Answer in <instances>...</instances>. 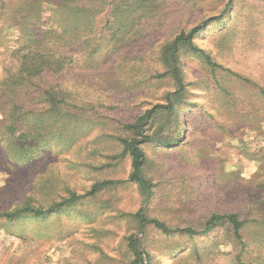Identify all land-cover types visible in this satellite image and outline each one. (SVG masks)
Here are the masks:
<instances>
[{
    "label": "rangeland",
    "instance_id": "rangeland-1",
    "mask_svg": "<svg viewBox=\"0 0 264 264\" xmlns=\"http://www.w3.org/2000/svg\"><path fill=\"white\" fill-rule=\"evenodd\" d=\"M24 1L32 0H0V83L17 70L16 50L23 42L18 27L11 25L14 12ZM56 1L40 0L39 22L32 28L39 34L57 32L56 37L67 32L59 42V53L68 57L67 68L48 78L56 77L54 84L95 107L87 114L89 122L106 124L130 122L161 102L172 88L167 81L155 78L163 72L161 47L179 29L226 10L225 0L165 2L164 25L152 27L145 37L115 49L94 35L81 46L86 36L80 28L68 29L62 21L65 18L58 16L61 13L52 10ZM59 1L71 9L101 12L94 26L103 18L105 21L113 2ZM228 15L221 28L196 40L222 66V72L214 76L198 60H184L186 80L192 83L188 96L192 106L184 114L189 123L187 145L168 151L147 147V177L156 184L149 203H143L133 184L122 182L46 218L8 222L0 216V264H128L126 239L135 231L129 216L141 208L147 209L149 217L171 226H198L215 213L264 217V99L258 90H264V0H236ZM215 77L219 81L222 77L227 95L218 93ZM48 84L53 83L47 80ZM204 110L212 118L206 117ZM4 114L0 111V215L25 202L47 207L71 193L84 195L105 179H127L128 159L114 166L113 157L119 149L111 136V124L108 128L86 124L79 127L81 131L71 143L50 141L37 155L20 159L8 145ZM251 234L248 230L244 233L249 243ZM149 235L154 241L151 247L158 252L160 237L154 232ZM250 247L254 257L264 251V246L256 243ZM207 249H199L203 252L200 259L186 256V250L173 259L159 252L156 263L176 264L174 260L184 256L179 264H237L236 242L221 238Z\"/></svg>",
    "mask_w": 264,
    "mask_h": 264
},
{
    "label": "trees",
    "instance_id": "trees-1",
    "mask_svg": "<svg viewBox=\"0 0 264 264\" xmlns=\"http://www.w3.org/2000/svg\"><path fill=\"white\" fill-rule=\"evenodd\" d=\"M88 1L92 3L94 0ZM168 1L175 0H113L104 15L105 21L103 18L102 23L97 21L95 26V18L101 13L99 11L94 10L93 14L91 9H71L59 0L52 5L54 8H51L54 12L61 13L58 16L65 18L62 21L67 23L69 30L81 29L86 36L80 43L81 46H85L94 35L98 40L118 49L137 37H145L152 27L164 25L162 5ZM235 3L236 0H225L224 14L203 19L190 28L179 29L174 37L161 47L159 60L163 72L155 78L163 79L172 86L165 92L161 102L155 103L130 122L116 121L113 124L111 122L106 124L89 122L87 114L93 112L95 107L82 101L71 91H64L59 84H54L56 77L48 78L52 74H61L67 68V54L59 53L62 50L59 42L67 32L62 31L60 37H56L57 32L43 34L34 32L32 28L40 18V0L24 1L18 12H14L15 21L11 22L12 27L17 26L20 30L23 42L16 50L17 70L9 73L0 83L2 100L0 111L5 113L4 131L9 136L8 145L10 144L11 150H15L20 159H30L42 150L44 143L49 144L54 140L62 141L63 144L71 143L73 138L77 137V131H81L79 127L90 124L91 127L106 125L108 128L111 124L109 125V128L113 129L111 136L119 149L113 157L114 166H119L128 159L129 172L125 181L102 180L94 184L84 195L71 193L69 198L47 207H37L25 202L12 211L3 212L0 216L8 222L28 217L46 218L122 182L133 184L138 189L143 203H149L156 184L153 179L147 177L149 168L147 147L156 151H168L187 145L189 123L184 114L192 106L188 99L192 83L186 80L185 57L198 60L210 69L214 76L222 72V66L209 52L199 46L196 40L201 34L221 28L229 18L228 13ZM109 17L112 18L111 21ZM62 21L58 20L57 23ZM239 79L248 82L242 77ZM47 80L53 84L47 85ZM215 83L218 93L228 94L222 86V77L220 81L215 77ZM258 90L264 99V90L262 88ZM41 103L39 109L38 105ZM204 114L212 118L208 110H204ZM12 138L14 139L11 141ZM262 203L264 204V201ZM129 217L135 224V231L126 239L128 264H157L156 253L163 252L173 259L177 253L184 250L189 252L186 256L194 255L200 259L203 252L208 251V245L211 242H218L221 238L227 242L237 243L239 247L236 255L237 264H264V251L254 257L251 255L250 247V243H256L258 247L264 246V217L245 218L237 212L215 213L198 226H171L157 218L149 217L146 208L137 210ZM247 230L252 232L250 243L244 237ZM149 232L156 233L161 239L158 252L151 247L154 241L153 236L149 237ZM200 248L203 252L199 250ZM183 260L184 256L174 262L179 264Z\"/></svg>",
    "mask_w": 264,
    "mask_h": 264
}]
</instances>
